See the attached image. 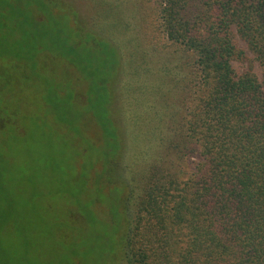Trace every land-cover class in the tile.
<instances>
[{
  "label": "trees",
  "instance_id": "16d2710c",
  "mask_svg": "<svg viewBox=\"0 0 264 264\" xmlns=\"http://www.w3.org/2000/svg\"><path fill=\"white\" fill-rule=\"evenodd\" d=\"M97 1L90 22L74 0H0V152L37 154L35 188L55 187L69 222L117 225L110 264H264V0H153L164 47L140 43L142 0ZM246 50L261 77L235 71Z\"/></svg>",
  "mask_w": 264,
  "mask_h": 264
},
{
  "label": "rangeland",
  "instance_id": "374dc122",
  "mask_svg": "<svg viewBox=\"0 0 264 264\" xmlns=\"http://www.w3.org/2000/svg\"><path fill=\"white\" fill-rule=\"evenodd\" d=\"M74 1L77 3L80 14L86 17L90 22L97 16V12L100 9L97 0ZM142 1L145 10L148 12L147 19H149V17L151 19L146 20L147 26L144 27L146 40H141L140 43L143 47V45L149 43L150 39H153L158 46L162 47L163 45H160L159 42H163L164 35L160 33L158 22L155 21L153 0ZM104 9L112 10L111 17L107 20L109 23L112 22V24H115L117 20H123L122 17L124 14L122 12L112 16L116 8L111 3L105 4ZM136 17L142 20L141 16L136 15ZM138 19H136V21ZM135 26L131 27L129 30H125L122 28L121 24H118L117 26H113V29H105L106 27H104V22L102 21L97 28L99 32L118 40L116 38L119 37L118 32L124 35L122 30H125L131 35L135 34ZM114 29L120 31L115 32ZM236 41L240 49L246 48L245 44L239 38H237ZM245 54L246 57L244 59L236 60L232 63L235 71L237 73H242L243 71L250 70L258 77H261V68L253 61L252 55L247 50ZM130 91L131 89H129V87L127 90L124 89V94H122L120 99L121 103L125 104L126 111L129 110L130 107L128 106L131 98ZM120 101L118 105H120ZM34 117L35 115L33 114L32 118ZM89 129L90 135L87 133L84 135L87 139L93 141V138L99 136V132L97 127L93 124L91 126L89 125ZM83 133L81 132L79 137L83 135ZM78 140L79 146L86 145L84 142L81 143L80 138ZM36 158L37 154L32 149L23 151L13 148L5 149L0 152V217L5 221L1 229V231H3V249L1 252L0 264H110L108 261H104L103 251L112 247L111 240L115 234L117 225L112 223L106 226L99 222H94L91 224L89 223L90 226H84L83 224H79L78 221L69 222L67 217L70 209L61 206V201H58L57 198H55L56 196H53L55 191L53 188L55 187L49 189L35 188V178L37 174ZM196 162L195 158L191 159V163L195 164ZM75 184H77V182ZM80 185L81 183L73 187L69 186V189L73 192H78ZM51 189H53V191H51ZM37 191L42 195L51 194L53 198L42 199L40 204H38L35 202V199H33ZM109 192L112 191L110 190ZM116 195L117 193L115 190V193L107 194L105 197L100 194H98L97 197L98 199H105V201L111 203ZM94 196L96 198L95 193ZM95 198L92 196V200ZM65 201L67 202V200H64V202ZM72 209L75 210L73 207ZM38 210H40L41 215L45 217L43 218L44 223L47 225L49 224L46 228V233L51 238L50 244L44 246V248H40V250L36 246L35 237L37 232ZM101 211V218L107 221L110 220L108 209L102 206ZM61 231L73 233L71 239L68 238L65 241L61 237ZM20 234L22 235L21 237L19 236ZM20 241L26 244L24 250L21 248ZM56 244L57 247H59L58 249L57 247H53ZM70 255H75L77 259H71Z\"/></svg>",
  "mask_w": 264,
  "mask_h": 264
}]
</instances>
